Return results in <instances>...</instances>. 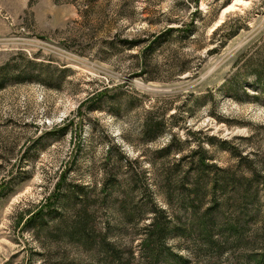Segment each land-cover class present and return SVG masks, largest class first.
I'll use <instances>...</instances> for the list:
<instances>
[{"label":"rangeland","instance_id":"374dc122","mask_svg":"<svg viewBox=\"0 0 264 264\" xmlns=\"http://www.w3.org/2000/svg\"><path fill=\"white\" fill-rule=\"evenodd\" d=\"M235 1L0 0V67L11 61L36 76L29 61L44 72L0 91V264H99L97 254L27 223L61 183L65 193L71 185L95 192L98 231L130 264H144L152 214L143 207L152 201L185 219L165 182L170 170L179 186V157L156 155L173 135L192 141L185 156L199 150L208 165L256 172L264 217V0ZM166 34L172 42L151 48ZM149 113L167 122L154 143L141 136ZM128 175L137 182L131 194L103 191L106 176ZM138 207L143 215L124 220ZM259 236L253 226L211 256L180 238L165 244L188 264H258Z\"/></svg>","mask_w":264,"mask_h":264},{"label":"trees","instance_id":"16d2710c","mask_svg":"<svg viewBox=\"0 0 264 264\" xmlns=\"http://www.w3.org/2000/svg\"><path fill=\"white\" fill-rule=\"evenodd\" d=\"M171 32L173 30L169 31ZM176 33H182V31L177 30ZM172 41V36L166 34L151 48H159L164 43ZM129 48H132L131 45ZM12 64L9 61L0 67V91L4 90L8 84L41 81L44 75V72L40 71L42 65L28 61L29 70L37 71L34 76L35 72L29 74V72L16 70ZM257 78L264 79V68L257 72ZM152 114L149 113L143 120L141 136L146 143L156 142L167 133L168 129L163 116L157 119ZM170 138L169 144L159 150L156 155L161 159L179 157L177 161L174 158L175 169L182 174L178 181L179 186L172 187L170 170H166L165 182L168 197L172 200L177 196L181 202L185 219L174 220L153 205L152 201L149 206L143 207L146 212L152 214L141 236L143 263L160 264L163 259H172L175 264H188V261L174 255L166 247L165 241L168 238L190 241L198 245V251L211 256L216 250L218 254L221 253L230 243L240 244L245 241V235L254 226L260 233L257 241L262 246V251L254 258L258 260L262 257L257 263L264 264V217L260 214L262 205L259 198L261 191L257 185L254 187V182L259 175L256 172H253L250 177L245 176L244 173L236 175L230 169L208 165V160L203 155L198 157L199 150L192 151L190 153L192 157L185 156L184 149L191 147L192 141L178 142L175 135ZM187 160L189 162L183 172L181 165ZM132 180L129 175L122 178L120 182L116 176H106L103 191L112 197L124 187L131 194L137 184ZM63 187L62 183L56 187L53 194L45 201V206L27 220L28 225L33 227L35 225L40 230L49 231L55 239L64 240L80 251L84 249L97 254L100 259L99 264H130L129 260L122 257L121 250L109 240L108 234L98 231L96 225L98 206L95 207V192L91 193L92 191L86 186L71 185L65 186L67 188L65 193L62 191ZM127 198L128 194L122 203H125ZM143 208H133V211L124 212V220L132 222L138 215L145 213L141 210ZM44 209L47 210L46 213Z\"/></svg>","mask_w":264,"mask_h":264},{"label":"bare ground","instance_id":"6f19581e","mask_svg":"<svg viewBox=\"0 0 264 264\" xmlns=\"http://www.w3.org/2000/svg\"><path fill=\"white\" fill-rule=\"evenodd\" d=\"M235 3H236L237 5L240 4V5H243V6H246V5H247V2H245L244 0H236ZM229 9H230V10H233V9H234V5H232L231 7H229L227 10H229ZM227 10H226V11H227ZM224 13H225V12H224ZM222 15H223V14H222ZM222 15H221V16H222Z\"/></svg>","mask_w":264,"mask_h":264}]
</instances>
